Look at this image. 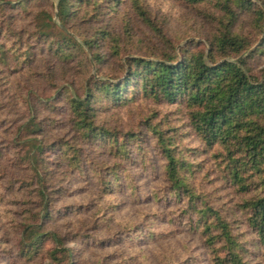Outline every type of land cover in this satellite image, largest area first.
<instances>
[{
	"label": "rangeland",
	"instance_id": "rangeland-1",
	"mask_svg": "<svg viewBox=\"0 0 264 264\" xmlns=\"http://www.w3.org/2000/svg\"><path fill=\"white\" fill-rule=\"evenodd\" d=\"M141 1L161 35L139 21L128 10L129 7L122 5L119 8L115 4L105 3L101 22L95 24L104 25L113 37L106 39L110 43H103L104 62L96 66L91 61L87 76L118 80L124 74L121 64L124 65L125 57L155 59L147 53H161L156 49L170 43L177 53L179 49L203 51L208 61V38L211 39L219 16L214 0L200 3L183 0ZM252 1L260 5L259 0ZM58 2L31 0L15 26L23 29L24 34L31 35L32 16L29 11L42 5L52 15L53 22L65 29L58 20ZM83 21L84 15L80 14L77 17L78 27L89 30L90 26ZM254 27L253 16L250 13L241 14L236 29L249 36L251 45L239 56L227 60L237 61L245 57V68L256 79L264 81V45H259L255 50L261 34ZM73 36L80 42L76 35ZM10 37L6 28H2L0 41H12ZM112 48L118 51L117 54H112ZM21 50L13 48L12 57H20ZM87 57L89 59L90 55L87 54ZM46 61V54L39 53L30 66L36 72H41L39 75L33 73L32 77L33 84L38 86L36 95L50 94L54 98L59 90L64 91L58 82L49 84L50 80L46 77L49 72L57 73L63 79L76 77L79 81L82 77L83 70L79 65L60 63L53 70ZM1 69L0 89L7 95L4 89L12 90L7 81H14L13 77L16 79L17 75L23 73L9 72L0 64ZM69 93L73 92L69 90ZM4 95L0 100V112L9 109L3 114L9 120V127L4 132L0 128L2 149L6 144L2 137L15 141V131L24 114ZM66 95L68 93L63 92L60 98ZM63 99L55 104L64 108ZM36 105L40 116L46 117V141L72 137L73 131L64 109L58 110L52 104ZM93 105L96 109L95 123L110 129L117 141L110 139L111 144L107 146L104 142L100 145L96 141L89 145L84 140L82 146L89 160L82 168L71 170V176L67 178H58V168L53 165L51 171L56 176L53 187L60 191L52 194L54 201L50 217L40 219V215H36L38 222L43 220L45 223V234L55 232L65 247L73 249V264H214L213 252L206 246L201 226H198L199 211L205 206L216 211L228 223L240 246L243 264H264V244L257 241L246 224L245 213L242 208L239 209L244 199L264 192V184L253 178L248 190H240L227 174L221 148L207 147L202 142L190 124L188 108L184 104L158 101L132 92L123 96L120 102L114 103L101 97ZM156 131H161L169 147L174 148L176 159L184 161L185 168L180 173L189 190L183 192V197L168 190L164 166L166 160L157 142L159 134ZM117 146L120 148L116 153L112 147ZM10 151L0 158V264H43L47 260L42 254L25 258L18 253L17 239L22 232L17 226L36 212L39 199L32 186L24 182L29 180V171L12 166L16 154ZM44 157L53 161L55 155L47 152ZM111 172L120 174L117 180H112L114 176ZM188 195H192L196 210L191 208ZM209 212H212L209 219L217 227L218 216L213 211ZM51 247L61 246L48 238L43 249ZM27 259L28 262L25 261Z\"/></svg>",
	"mask_w": 264,
	"mask_h": 264
},
{
	"label": "trees",
	"instance_id": "trees-1",
	"mask_svg": "<svg viewBox=\"0 0 264 264\" xmlns=\"http://www.w3.org/2000/svg\"><path fill=\"white\" fill-rule=\"evenodd\" d=\"M30 1L2 0L0 3V34L2 28H6L12 40L0 41V64L9 72L23 73L17 75L16 79L13 77L14 81H7L12 88L4 89L7 95L0 89V100H3L4 95L8 102L11 101L24 112L15 131V141L7 140V137L1 138L6 144L4 149L0 148V158L13 150L12 154H16V157L12 166L29 171V180L24 182L32 186L39 199L36 212L17 226L22 232L17 239L20 255L30 258L42 254L47 260L43 264H73V249L65 247L63 240L55 232L49 231L45 234V223L43 220L38 222L36 215H40V219L50 217L54 201L52 194L60 191L53 187L56 180L54 172L51 171L53 165L58 168V178H67L71 176V170L82 168L89 160L82 146L84 140L89 145L96 141L100 145L104 142L107 146L111 144L110 139L117 141L110 129L94 121L96 109L93 103L101 97L117 103L123 96L133 92L153 97L158 101L184 104L188 108L190 124L202 142L207 147L221 148L227 174L238 188L248 190L254 181L253 178L264 184V81L256 79L245 68V57L237 61L227 60L229 57L239 56L251 45L249 36L236 29L241 14L250 13L255 21L254 28L261 34L255 50L259 45H264V0H259L260 5L252 0H214L219 16L212 37L208 38L207 62L203 51L179 49L177 53L168 41L169 45L156 49L161 53H147L155 59L125 57L124 65L121 64L124 74L115 81L87 76L91 61L96 66L104 62L103 43H110L106 39L113 37L104 25L97 26L95 22H101L104 14L102 6L105 3L115 4L119 8L125 5L139 21L161 35V31L152 24L153 21L141 0H59L58 20L65 29L58 27L47 9L39 5L34 11H29L33 29L29 35L16 27L15 22L25 13L24 7ZM183 1L200 3L205 0ZM80 14L84 15L83 22L90 26L89 30L78 27L77 17ZM66 29L76 35L80 42ZM16 47L22 49L19 52L20 57L11 55L12 49ZM117 52L114 50L112 54ZM39 53L46 54L47 65L53 70H56L60 63L82 67V77L79 81L76 77L63 79L53 72L46 76L50 80L49 84L55 85L58 82L63 92L68 93L62 97L65 101L64 108L55 104L62 99L60 96L63 92L60 90L54 98L50 94H35L38 86L33 84L32 77L41 72H36V69L30 66L36 61ZM87 54L90 55L89 59ZM220 58L225 59L219 60ZM68 89L73 93L70 94ZM36 104H52L58 110L64 109L67 112L69 127L73 131L72 137L46 141V117L40 116ZM7 111L9 109L0 112V128L3 132L9 127V120L4 117ZM156 132L159 134L157 142L166 160L164 166L169 183L168 190L178 197H183V192L189 190L180 173L185 168L184 161L176 159L174 148L169 147L161 131ZM132 136L135 134L132 133ZM112 148L117 153L120 146ZM47 152L55 155L54 163L44 157ZM111 173L114 176L112 180H117L120 176L118 173ZM188 197L191 208L196 210L192 195ZM240 208L245 213L246 224L254 232L257 241L264 244V192L244 199L239 205ZM209 211L216 213L207 206L200 209V221L197 225L201 226L206 246L213 252L214 264H243L240 246L228 223L216 213L218 226H213L214 222L209 219L212 212ZM48 238L57 241L61 247L44 250V243Z\"/></svg>",
	"mask_w": 264,
	"mask_h": 264
}]
</instances>
